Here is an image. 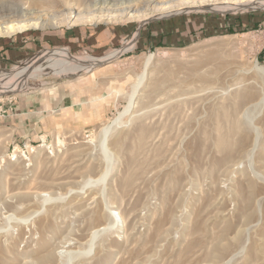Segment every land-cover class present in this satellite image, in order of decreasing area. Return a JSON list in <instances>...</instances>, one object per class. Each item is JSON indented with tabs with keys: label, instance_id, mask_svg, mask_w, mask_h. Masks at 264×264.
Listing matches in <instances>:
<instances>
[{
	"label": "rangeland",
	"instance_id": "374dc122",
	"mask_svg": "<svg viewBox=\"0 0 264 264\" xmlns=\"http://www.w3.org/2000/svg\"><path fill=\"white\" fill-rule=\"evenodd\" d=\"M147 1L0 0V22L21 9L65 20L130 4L151 16L0 36L1 84L46 56L104 57L127 44L90 78L45 61L0 86V118L82 84L110 104L89 130L19 142L0 125V264H264V6L251 8L264 0L155 1L170 14ZM160 27L189 32L188 43L147 46Z\"/></svg>",
	"mask_w": 264,
	"mask_h": 264
},
{
	"label": "crops",
	"instance_id": "0c3cea01",
	"mask_svg": "<svg viewBox=\"0 0 264 264\" xmlns=\"http://www.w3.org/2000/svg\"><path fill=\"white\" fill-rule=\"evenodd\" d=\"M189 32H166L160 27L144 42L149 47L182 46L189 41ZM264 58V53L261 54ZM89 85L59 91L42 98L22 99L9 115L0 118V125L12 132L15 141L35 139L59 130H89L102 123L110 104L93 92Z\"/></svg>",
	"mask_w": 264,
	"mask_h": 264
},
{
	"label": "bare ground",
	"instance_id": "6f19581e",
	"mask_svg": "<svg viewBox=\"0 0 264 264\" xmlns=\"http://www.w3.org/2000/svg\"><path fill=\"white\" fill-rule=\"evenodd\" d=\"M155 1L156 0H152V1L148 0L147 4L149 5L150 3H154ZM208 2H210V1H208ZM215 4H217V3H215ZM226 4H228V3L226 2ZM206 6H207V4L203 3L199 6V8H201V7L204 8ZM258 6H264V2L258 3L257 5H255L251 8H256ZM208 7L210 9L216 8V7H211L210 4H208ZM219 7L224 8V9L225 8H230V9L238 8V7H231V6L226 7V6H221V5ZM108 9H111V8H108ZM94 11L95 12H87V11H83V10L74 11V12L72 11V12H69V14L65 20H60V18L57 16L34 14L33 12L27 11L26 9H21V11L19 12L20 15L16 16L15 18H9L7 20L0 22V36H9V35H12L14 33L22 32L24 30L31 29V28H44V27H48V26L57 27L65 21L69 22V23L77 24V23L100 22V21H103L107 18L108 19H118V20L126 18V17H128L130 19L131 18H137L139 20H146V19L151 18L150 13H148V14L145 13L146 9L144 7H135L133 4L125 6V8L119 9L117 11H112V9H111V11H109L107 14L102 10L101 11L94 10ZM172 11H174V6H172L169 1H158V2H155L154 11H152L151 13L153 14V13L158 12L160 14H165V13L170 14V12H172ZM113 12H115L116 14L112 15ZM117 12L120 14H117ZM126 48H127V44H126V46L122 47L121 49H116L104 57H82V58H76V59H69V58H62V57L46 56L43 60H39L35 63L16 68L15 70H13V72L11 74H9L10 76H8V77H11V78H9L10 80L5 84H1V82H0V86L10 85V84L14 83L15 81H17L18 79H20L21 77H23L24 75H27L31 72H36V71L41 70L43 62H45V61L52 62L54 64H58V63H62V62L63 63L64 62L69 63V65L73 69V71L77 70L78 72H80V71H84V70H89L88 73L90 74L89 75V78H90L94 74L98 73L99 71L110 69L113 66L112 63L114 62V59H116L120 54H122ZM52 57H54V58H52ZM150 59H151V57L148 58L147 62H149ZM256 72L264 73V68L257 66ZM2 76H1V78H2ZM86 78H87V76H86ZM142 80H143V78H140L138 80V82L136 84V91L132 95V97L130 98L129 104L126 107L125 111L120 113L119 118L131 109L134 95L136 94L137 89H139L138 87L141 85ZM109 128L110 127L106 128L104 138H103L102 143H101V145H102L101 147L103 149V152L104 151L107 152L106 147H105V142H106L105 136L107 135ZM108 154H109V152H108Z\"/></svg>",
	"mask_w": 264,
	"mask_h": 264
}]
</instances>
